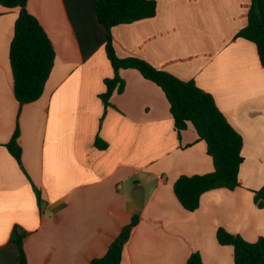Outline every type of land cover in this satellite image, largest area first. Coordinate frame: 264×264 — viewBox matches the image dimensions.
Segmentation results:
<instances>
[{
	"label": "crops",
	"instance_id": "obj_1",
	"mask_svg": "<svg viewBox=\"0 0 264 264\" xmlns=\"http://www.w3.org/2000/svg\"><path fill=\"white\" fill-rule=\"evenodd\" d=\"M154 1L155 17L112 29L116 53L213 96L244 140L241 186L206 193L195 211L180 204L176 181L214 170L207 145L191 124L179 132L163 90L137 70H120L122 91L102 100L115 73L95 0H28L56 59L39 100L21 105L9 57L19 10L0 5V264H20L11 243L17 226L27 233V264H90L135 215L121 264H187L194 253L204 264H234L219 229L249 243L264 238L256 202L264 187V67L256 44L237 37L252 0ZM16 130L20 163L6 146Z\"/></svg>",
	"mask_w": 264,
	"mask_h": 264
},
{
	"label": "trees",
	"instance_id": "obj_2",
	"mask_svg": "<svg viewBox=\"0 0 264 264\" xmlns=\"http://www.w3.org/2000/svg\"><path fill=\"white\" fill-rule=\"evenodd\" d=\"M27 4L28 0H0L2 7L19 10L9 57L14 93L21 105L39 100L56 59L52 41L39 20L28 11ZM94 8L98 22L108 32L105 47L115 73L112 79L105 80L107 91L101 96L102 100L108 104L116 89L119 92L122 91L124 83L119 76L120 70H137L145 79L154 82L163 90L179 132L187 129L191 124L199 138L207 145L214 170L206 174L181 176L174 184V192L180 204L188 211H195L206 193L217 189L233 191L240 187L239 172L244 162L242 155L244 140L217 107L213 96L199 88L194 81L181 80L140 58H119L116 53L112 29L118 25L155 17L156 2L154 0H95ZM237 37L256 44L264 67V0H252L248 24ZM18 139L19 132L16 130L6 146L20 163L22 150ZM97 146L104 149L107 145L98 140ZM37 195L42 202L39 190ZM256 202L260 208L264 209V187L256 192ZM138 222L139 217L133 216L111 243L107 253L103 257L91 260L90 264H121L125 246ZM26 237L27 233L18 226L13 229L11 243L19 247L20 264H27L24 249ZM217 240L220 245L233 248L234 264H264V238H260L255 243H249L238 235L219 229ZM187 264L204 263L200 254L194 253Z\"/></svg>",
	"mask_w": 264,
	"mask_h": 264
},
{
	"label": "water",
	"instance_id": "obj_3",
	"mask_svg": "<svg viewBox=\"0 0 264 264\" xmlns=\"http://www.w3.org/2000/svg\"><path fill=\"white\" fill-rule=\"evenodd\" d=\"M135 201L137 202V205L139 209H142L144 206V196H143V190L141 188H138L134 195Z\"/></svg>",
	"mask_w": 264,
	"mask_h": 264
}]
</instances>
